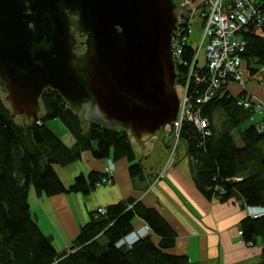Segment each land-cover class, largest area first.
Here are the masks:
<instances>
[{
  "label": "trees",
  "instance_id": "16d2710c",
  "mask_svg": "<svg viewBox=\"0 0 264 264\" xmlns=\"http://www.w3.org/2000/svg\"><path fill=\"white\" fill-rule=\"evenodd\" d=\"M244 39L247 47L243 58L248 69H264V37L249 32ZM193 49L190 44L184 53L189 63ZM187 73V68L178 67L176 85L186 83ZM225 88L203 107V115L210 123V137L203 136L193 124L183 126L181 137L189 143L192 179L208 200L224 203L237 196L246 206H264V148L261 147L264 131L251 124L241 131V143L237 144L233 131L240 129L253 113L237 103L246 93L234 97ZM203 90L204 87H199L198 94ZM190 91L197 95L192 88ZM6 103L0 89V264H192L187 256L169 252L176 245L177 233L157 209L141 201L111 205L105 208V215H97L96 210L90 222L80 229L71 250L58 253L53 240L32 217L31 187L40 197L90 195L102 186V172L81 174L72 184L65 185L57 170L79 161L85 152L98 160L127 159L132 179H146L144 166L136 161L130 132L103 128L96 123L89 124L84 131L80 110L69 109L56 91L44 92L45 112L38 122L24 116L27 123H17V116ZM57 120L73 138L72 145L66 144L51 128ZM164 138L162 135V142ZM162 169L163 166L154 180L162 179ZM137 218L151 232L132 248H117L116 244L136 229ZM239 229L244 240L255 245L257 240L264 239V217H249ZM262 252L264 259V245Z\"/></svg>",
  "mask_w": 264,
  "mask_h": 264
},
{
  "label": "water",
  "instance_id": "95a60500",
  "mask_svg": "<svg viewBox=\"0 0 264 264\" xmlns=\"http://www.w3.org/2000/svg\"><path fill=\"white\" fill-rule=\"evenodd\" d=\"M174 0H0V89L38 122L51 89L139 143L177 120ZM83 46L82 50H78Z\"/></svg>",
  "mask_w": 264,
  "mask_h": 264
},
{
  "label": "crops",
  "instance_id": "0c3cea01",
  "mask_svg": "<svg viewBox=\"0 0 264 264\" xmlns=\"http://www.w3.org/2000/svg\"><path fill=\"white\" fill-rule=\"evenodd\" d=\"M256 70L245 72L243 82L238 83L241 91L237 95L230 94L238 97L249 93L254 100L264 102V69ZM63 133L67 134L65 140H72L69 143L73 144L66 129ZM150 141L139 143L135 140L134 145L136 160L142 162L145 169L144 180L131 178L127 159L116 161L111 157L115 164L112 185L100 186L88 196L71 193L40 197L35 189H30L32 217L42 232L53 240L58 253L71 250L80 229L90 222L97 209L120 202L141 201L157 209L177 233L176 245L169 250L170 253L187 256L192 264H264V239L249 246L244 238L231 233L249 218L244 200L237 196L224 203L217 199L208 200L196 188L189 162H178L162 179L154 180L168 153L162 149V143L156 147V152L159 151L164 160L155 162L152 168L148 164L149 158H140L144 146H151ZM261 147L264 148V144ZM107 163L108 160L95 159L92 153L85 152L79 161L57 170L64 184L70 185L81 174L88 176L91 172H103ZM143 224L141 219L135 220L136 229Z\"/></svg>",
  "mask_w": 264,
  "mask_h": 264
},
{
  "label": "built area",
  "instance_id": "2783aa9c",
  "mask_svg": "<svg viewBox=\"0 0 264 264\" xmlns=\"http://www.w3.org/2000/svg\"><path fill=\"white\" fill-rule=\"evenodd\" d=\"M177 27L173 34V60L176 66L188 69L184 76L183 94L180 97V108L177 120L168 124L164 133L171 136L166 162L160 176H165L178 164V141L181 139L185 123L193 124L203 135L210 137V123L203 115V107L209 104L229 83H242L243 55L247 43L244 39L249 32L264 37V0H182L177 4ZM202 20L198 47L194 48L193 59L189 63L184 58L187 47L191 44V36L196 15ZM205 51V63L199 65L202 51ZM199 87H204L202 94H198ZM197 93L191 94L190 89ZM238 100V105L246 110H252L250 119L261 131H264V102L254 100L249 93ZM261 119L256 121L255 117ZM177 139V140H176ZM115 164L108 159L103 170L100 185L110 186L113 183ZM247 214L252 219L264 217V206H247ZM106 209H97V215H105ZM151 232L144 223L142 227L133 230L122 238L117 248H132L141 238ZM233 236L243 238L241 229L231 232ZM254 246L252 242L247 243Z\"/></svg>",
  "mask_w": 264,
  "mask_h": 264
},
{
  "label": "rangeland",
  "instance_id": "374dc122",
  "mask_svg": "<svg viewBox=\"0 0 264 264\" xmlns=\"http://www.w3.org/2000/svg\"><path fill=\"white\" fill-rule=\"evenodd\" d=\"M176 4H180V2L182 0H174ZM194 28H193V33H192V36H191V44H192V47L193 48H197L198 47V38L200 37V32L202 31L201 30V27H202V20L200 19V17H198V14L196 15V19L194 21ZM83 49V46H81L78 50H82ZM205 63V51L203 50L201 55H200V59H199V65H203ZM243 73L245 72H248V67H247V64L246 62L244 61L243 63ZM245 75V74H244ZM239 84L236 83V82H233V83H229L227 85V87L225 88V90L233 95H237V93L239 91H241V87L238 86ZM176 89H177V92L179 94V96H182L183 94V86L181 84H177L176 85ZM7 107L8 108H11L10 105L8 103H6ZM45 110H44V106H43V109H42V113L40 115V117L44 114ZM80 114L82 116V125H83V129L84 131H87L88 130V123H86V121L84 120V110L83 109H80ZM256 121H259L261 119L260 116H256L255 117ZM15 121L19 124H25L27 123V119L24 117V116H17L15 118ZM251 124H253V122L249 119L248 121H246L245 123H243L241 126H240V129H237V130H234L233 131V137L235 139V141L237 142V144H239L241 142V131H243L246 127L250 126ZM51 128L59 135L61 136V138L66 141L67 144H70L72 145L71 142L72 140L69 141V139H66L65 140V137L67 136V134L65 135H62L64 134L63 133V129H66L64 128V126L61 124L60 121H55L51 124ZM68 132V131H67ZM163 129L161 130V132H159L155 137L151 138L150 142L151 145L150 147L148 146V148H146V146H144L145 148L142 150L141 152V157L140 158H149L150 160L148 161V164H150V166L152 168H154V166L156 165L155 162H161L164 160V156H162L160 153L156 152V147H158L159 145H161L162 149L167 153H168V149L169 148V145H171L172 141L173 140H170L171 136L166 134V133H163ZM69 133V132H68ZM70 135V134H68ZM162 135L165 136L163 142H162ZM71 136V135H70ZM73 139V138H72ZM132 139H134L132 137ZM177 140V139H176ZM149 141V140H148ZM147 141V142H148ZM74 142V140H73ZM134 142H135V139H134ZM146 143V142H145ZM145 145V144H143ZM178 151H177V157H178V161L180 162V164H188L189 162V156H188V151H189V143L187 140L185 139H179L178 141ZM94 147H96V145L94 144ZM167 147V148H166ZM158 149V148H157ZM150 151V152H149ZM149 154L148 156L149 157H145V155ZM168 156V154L166 155ZM137 159V158H136ZM167 159V158H166ZM144 160V159H143ZM137 161V160H136ZM146 162V161H145ZM166 162V161H165ZM105 187V186H104ZM32 190L34 189L33 187H31Z\"/></svg>",
  "mask_w": 264,
  "mask_h": 264
},
{
  "label": "flooded vegetation",
  "instance_id": "af4514ba",
  "mask_svg": "<svg viewBox=\"0 0 264 264\" xmlns=\"http://www.w3.org/2000/svg\"><path fill=\"white\" fill-rule=\"evenodd\" d=\"M82 49V48H81Z\"/></svg>",
  "mask_w": 264,
  "mask_h": 264
}]
</instances>
